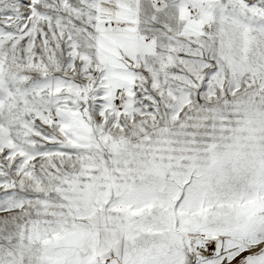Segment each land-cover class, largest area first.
I'll return each mask as SVG.
<instances>
[{"label": "snow or ice", "instance_id": "obj_1", "mask_svg": "<svg viewBox=\"0 0 264 264\" xmlns=\"http://www.w3.org/2000/svg\"><path fill=\"white\" fill-rule=\"evenodd\" d=\"M0 264H264V0H0Z\"/></svg>", "mask_w": 264, "mask_h": 264}]
</instances>
